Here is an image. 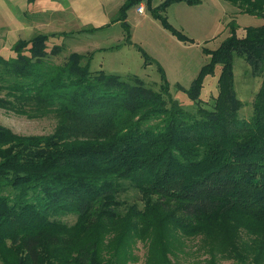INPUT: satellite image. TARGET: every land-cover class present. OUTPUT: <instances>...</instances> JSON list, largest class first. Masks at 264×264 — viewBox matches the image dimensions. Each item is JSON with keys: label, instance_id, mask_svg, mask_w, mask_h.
<instances>
[{"label": "trees", "instance_id": "1", "mask_svg": "<svg viewBox=\"0 0 264 264\" xmlns=\"http://www.w3.org/2000/svg\"><path fill=\"white\" fill-rule=\"evenodd\" d=\"M173 1L152 13L189 41L164 14ZM225 1L235 15L187 89L193 111L165 85L92 71L83 53L60 58L64 44L51 43L54 35L20 39L14 56L0 55V107L56 120L42 135L0 123L2 264H127L139 240L148 260L174 264L172 246L196 236L210 255L205 264H264V0ZM125 8L117 20L128 26ZM241 13L263 23L242 28ZM236 56L263 77L249 120L239 115ZM218 70L219 92L207 106L204 79ZM130 190L142 207L124 198Z\"/></svg>", "mask_w": 264, "mask_h": 264}, {"label": "rangeland", "instance_id": "2", "mask_svg": "<svg viewBox=\"0 0 264 264\" xmlns=\"http://www.w3.org/2000/svg\"><path fill=\"white\" fill-rule=\"evenodd\" d=\"M168 0H140L126 7L127 0H0V55H15L14 44L37 33L51 36V43L64 44L59 56L72 52L88 55L92 71L103 69L121 76L136 75L155 88L167 87L169 97L179 101L187 110L196 108V101L187 92L201 68L210 61L206 49H216L229 35L227 24L234 18L235 6L225 0H200L189 3L173 1L164 13L169 23L189 38L183 41L161 18L153 15V7ZM143 4V12L138 7ZM126 7V8H125ZM125 8L126 23L122 24L121 9ZM237 23L259 26L263 19L251 14L236 16ZM219 70L206 76L201 97L211 106L218 95ZM262 75L254 76L241 57H235V89L244 102L240 117L249 120L253 101L262 83ZM0 123L25 135L53 132L54 117L30 118L0 107ZM129 203L139 202L138 193L124 194ZM74 221V215L64 217ZM176 242L167 257L174 264H205L210 255L203 250V237ZM134 258L127 264H158L148 260L149 246L139 240L132 248ZM0 264H2L0 262ZM219 264H232L221 260Z\"/></svg>", "mask_w": 264, "mask_h": 264}, {"label": "built area", "instance_id": "3", "mask_svg": "<svg viewBox=\"0 0 264 264\" xmlns=\"http://www.w3.org/2000/svg\"><path fill=\"white\" fill-rule=\"evenodd\" d=\"M145 9V6L143 4H141L139 7H138V11L139 12H143Z\"/></svg>", "mask_w": 264, "mask_h": 264}, {"label": "crops", "instance_id": "4", "mask_svg": "<svg viewBox=\"0 0 264 264\" xmlns=\"http://www.w3.org/2000/svg\"><path fill=\"white\" fill-rule=\"evenodd\" d=\"M228 2V1H227Z\"/></svg>", "mask_w": 264, "mask_h": 264}]
</instances>
